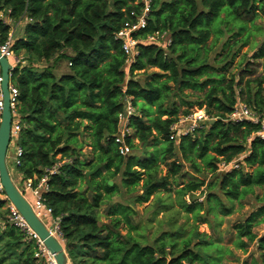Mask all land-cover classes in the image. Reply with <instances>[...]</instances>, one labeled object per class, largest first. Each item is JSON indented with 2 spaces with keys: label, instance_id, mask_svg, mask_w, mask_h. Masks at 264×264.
I'll return each instance as SVG.
<instances>
[{
  "label": "trees",
  "instance_id": "obj_1",
  "mask_svg": "<svg viewBox=\"0 0 264 264\" xmlns=\"http://www.w3.org/2000/svg\"><path fill=\"white\" fill-rule=\"evenodd\" d=\"M141 8V0H0V44L10 39L13 54L27 61L10 76L18 93L14 143L22 151L14 170L22 182L35 185L45 170L64 161L48 175L43 200L71 264L238 261L233 250L193 226L180 241L166 233L170 240L161 236L157 247L121 233L123 225L134 229L135 205L178 186L189 163L194 173L216 183L205 187L213 192L201 202L183 199L203 188V181L181 184L176 193L183 211L214 233L217 212L228 216L233 203L242 208L244 200H253L255 206L234 226V249L246 252L255 245L249 264H264V232L254 230L264 226V139L255 135L259 124L229 119L239 104L264 118V39L229 73L240 48L250 44L247 23L256 28L264 0H152L145 26L132 34L139 42L130 57L115 35ZM157 34H165L162 43L154 39ZM221 42L223 54L211 63L210 52ZM257 61L261 74L253 77ZM62 63L66 68L58 74ZM127 103L134 108L125 138L131 152L121 156L115 137ZM192 109L208 117L204 128L171 140V127ZM97 166L90 190L85 173ZM3 197L0 190V264H45L35 258V242L9 222ZM102 206L106 223L99 220Z\"/></svg>",
  "mask_w": 264,
  "mask_h": 264
},
{
  "label": "rangeland",
  "instance_id": "obj_2",
  "mask_svg": "<svg viewBox=\"0 0 264 264\" xmlns=\"http://www.w3.org/2000/svg\"><path fill=\"white\" fill-rule=\"evenodd\" d=\"M254 25L256 28H252L253 25L251 26V24L247 23V27L251 32V36L249 37L250 44L240 48L239 50L240 52L234 60L232 66L233 68L231 67L229 69V73H233V74L236 73L237 72L236 67L238 63L241 61L242 55L246 54V56H250L251 53L254 51V49H256V47L259 45L260 41L264 39V14L259 13V18L255 19ZM227 36L224 37L223 41L226 39ZM155 38H156L155 40L162 39L160 38V35L159 36L155 35ZM214 38L215 36L212 35V37L207 43L208 46L212 45ZM163 40H161L160 43H162ZM148 41H152V40L148 39ZM253 41L258 42L257 45L251 44V42ZM222 42L219 43L218 46L214 47V49L210 52V56H211L210 62L212 61L214 55L215 56L217 55L216 58H220L218 57V54H223L221 53ZM19 63L21 67L27 65V61L23 62V57L21 56L19 58L15 57V59L12 61L13 68L17 66ZM256 64H257L256 66L251 67L255 72L253 77H258V75L261 74L260 61H257ZM66 65L67 63L66 64L62 63V65L58 69H56L58 74L64 72V68H66ZM192 111L196 112V110L193 109ZM201 113L203 112L201 111ZM13 148L14 145L11 142L8 151L13 150ZM84 151L86 155H88L90 152L88 148H85ZM138 153H140V151ZM56 159L58 160V157ZM57 163L63 165L64 161H58ZM184 165L185 168L183 172L185 176L182 178V180H178L179 185L177 186L175 184H172L168 192L159 191L155 195H152L146 203L136 204L134 209L137 215L132 219L133 221L132 226H134V229H130L129 226L123 225L121 229V233L125 234L129 232L130 235L142 246L147 245V246L157 247V245L162 239L161 236L164 237L163 241L167 242L170 240L169 237L166 235V233L173 234V236H176V239L180 241L182 238L186 236V232L188 233L191 230V227L193 226L196 227L199 233H205L207 235H210L214 238V241L218 242V244L222 245L225 248H229L233 250L234 254L237 255L236 257L238 261L235 262L230 261L227 264H245V263L249 264L251 262L252 256L256 255L255 253L256 246L251 245V247H249L246 252H242L237 249H234V241L236 234V230L234 229V226L238 222H241L246 217V215L249 214L252 207L255 206L253 200L247 199L249 200V202H247V200H244L242 208H240L237 203H233L232 209L228 216L222 215L220 211L217 212V219L215 222L216 230H214L216 233L214 232L215 233L214 234L211 228L208 227L207 225L196 223L193 219L192 213H186L183 211L181 207L182 202L180 195H178L176 192L182 188L181 184L185 185L188 182H193L197 180L203 181L205 183V186L199 189L198 191L192 193V195L189 194L188 196H184L183 201L189 202V196H194L197 202L205 201L207 195L213 192V191L209 192L208 190L206 191L205 187L210 183H216V179L212 180V177L210 175H204V174L202 175V174L194 173L191 169H189V163H185ZM7 167H8V162H7ZM10 167L14 168V164L12 166L10 165ZM13 170H11L10 172L12 177L14 178L15 170L14 171ZM222 171L223 169L221 168L219 172ZM161 173L162 175H165L166 169L161 167ZM116 182H119V180H116ZM17 188L21 192L23 191L22 190L23 186H18ZM135 194L139 195L141 194V192L139 191ZM135 194H133L132 196H134ZM132 196H128L127 199L130 200ZM156 198L160 199V201H158ZM3 199H5V197ZM113 200L118 203L122 202L121 198L118 197H115ZM223 203L226 207H228V203L224 201ZM104 208L105 206H102L100 209L101 214L99 216V220L101 222L106 223L105 214L107 212L105 211ZM254 230L258 233V235H261V233L264 232V226L260 225L254 228ZM178 232H180V234H178ZM55 235L56 234H54V236ZM196 242L197 240L193 239L192 245L196 244ZM166 250L168 252L170 251L169 245H167Z\"/></svg>",
  "mask_w": 264,
  "mask_h": 264
},
{
  "label": "built area",
  "instance_id": "obj_3",
  "mask_svg": "<svg viewBox=\"0 0 264 264\" xmlns=\"http://www.w3.org/2000/svg\"><path fill=\"white\" fill-rule=\"evenodd\" d=\"M152 0H141V10L139 15L135 14L134 12L130 13V16H132L134 19L132 23L126 24L123 29L118 31L115 35V38L122 43V50L125 55L133 57L135 53V46L138 44L139 41L134 40L132 38V34L136 32L139 28H143L145 26V20L146 17L149 14L150 5ZM165 34H161L160 38H164ZM157 36H159L157 34ZM154 39H156L154 37ZM149 40L153 41V38H149ZM169 44V41H168ZM0 56L2 58H5L12 66V61L15 59V55L13 54L11 50V40H7L4 44H0ZM17 58V57H16ZM1 83H2V76H1V69H0V122H1V112L3 108V94L1 91ZM17 90L9 86V98H10V105L12 107V110L16 104L17 100ZM134 114V108L131 106V104L127 103L125 110L122 114L118 116L119 119V131L118 134L115 137V143L119 145V154L121 156H127L130 154V149L125 144V138L129 134L128 129V117ZM229 119L233 122H249L254 124H259L260 129L255 133L256 137H259L260 139H264V118H260L253 110H251L249 107L239 104L234 112L230 115ZM208 121V117L201 112H192L190 115L186 117L180 118L177 123H175L171 127L172 135L170 137L171 140L178 138L179 136H187V135H193L199 130H202L204 128L205 123ZM20 127L17 124V121L15 119L12 120L11 125V142H15L18 133H19ZM10 142V143H11ZM22 155V151L20 148L15 146L14 149V166L20 165V158ZM62 164L56 163L53 165L52 168L49 170H45V173L42 178H40L36 184L34 185L31 180H26L23 185V189L27 190L31 193L32 201L30 202L32 210L35 214V216L43 222L44 220L51 218V210L47 208L44 204L43 200V193L47 191V180L48 175L50 174H56L58 172L59 167H61ZM238 165L234 164L232 166V169H237ZM0 190L1 187H0ZM24 192V191H23ZM4 198V197H3ZM5 200V199H4ZM6 201V200H5ZM7 202V201H6ZM7 204H9L7 202ZM8 209L10 212L9 216V222L18 228L21 232H24L30 240L34 241L37 247V250L35 252V258L36 259H43L45 264H56L52 255L49 254V252L46 250L43 243L39 240V238L31 231V229L28 227V225L25 223L21 215L17 212V210L12 206L8 205ZM56 223V222H55ZM51 235L57 238L58 240H63L60 238L59 232H58V224L52 229L49 230Z\"/></svg>",
  "mask_w": 264,
  "mask_h": 264
},
{
  "label": "water",
  "instance_id": "obj_4",
  "mask_svg": "<svg viewBox=\"0 0 264 264\" xmlns=\"http://www.w3.org/2000/svg\"><path fill=\"white\" fill-rule=\"evenodd\" d=\"M0 69L2 76L1 91L3 94V108L0 122V187L5 195V200L12 205L21 215L31 231L43 243L46 250L52 255L56 264H70L65 252L63 242L51 235L50 231L35 216L30 202L23 193L13 184L6 165V155L11 142L12 107L9 98V86L12 67L10 63L0 56ZM212 123V121H211ZM101 169L95 167L92 171L85 173V184L92 190L90 176ZM112 182H108L112 186Z\"/></svg>",
  "mask_w": 264,
  "mask_h": 264
},
{
  "label": "crops",
  "instance_id": "obj_5",
  "mask_svg": "<svg viewBox=\"0 0 264 264\" xmlns=\"http://www.w3.org/2000/svg\"><path fill=\"white\" fill-rule=\"evenodd\" d=\"M12 144L14 145L13 150H9L10 152L7 151V155H6V165H7V162H8V167L7 168H8V171H9L10 175H11L10 171L14 169L13 167H12L13 169L10 167V165L12 166L14 164V161H13L14 157L13 156H14L15 143L12 142ZM14 175H15L14 178L11 175V178H12L11 180H12L13 184L16 187L23 186L24 182H22V176L19 173H17L16 171H15ZM22 190L24 191V192L22 191L24 196L27 198V200L29 202H31L32 201L31 193L29 191H27V190H24V189H22ZM42 223L44 224V226L48 230H52L57 225V223H55V221L52 218H48V219L44 220Z\"/></svg>",
  "mask_w": 264,
  "mask_h": 264
}]
</instances>
